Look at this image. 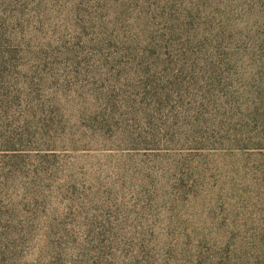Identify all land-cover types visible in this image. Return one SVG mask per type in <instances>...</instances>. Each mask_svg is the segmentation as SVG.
<instances>
[{
    "label": "rangeland",
    "instance_id": "obj_1",
    "mask_svg": "<svg viewBox=\"0 0 264 264\" xmlns=\"http://www.w3.org/2000/svg\"><path fill=\"white\" fill-rule=\"evenodd\" d=\"M263 41L259 0H0V264H264Z\"/></svg>",
    "mask_w": 264,
    "mask_h": 264
},
{
    "label": "trees",
    "instance_id": "obj_2",
    "mask_svg": "<svg viewBox=\"0 0 264 264\" xmlns=\"http://www.w3.org/2000/svg\"><path fill=\"white\" fill-rule=\"evenodd\" d=\"M261 4L264 0H259ZM253 58L260 59L262 61L263 67L257 71V76H261V79L257 82V91L254 95L251 91L249 92V98L244 100L245 104L249 106V102H254V107L250 105L248 111L251 112V119L256 122V129L260 130L262 128V134L264 135V41L262 42L261 48L254 51ZM245 99V97H244Z\"/></svg>",
    "mask_w": 264,
    "mask_h": 264
}]
</instances>
